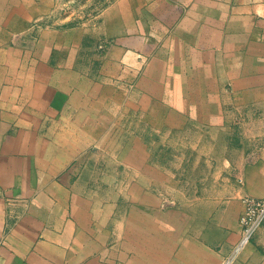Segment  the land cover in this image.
<instances>
[{"label": "crops", "instance_id": "obj_1", "mask_svg": "<svg viewBox=\"0 0 264 264\" xmlns=\"http://www.w3.org/2000/svg\"><path fill=\"white\" fill-rule=\"evenodd\" d=\"M132 1L95 31L0 0V264H220L237 242L242 195H186L123 118L219 128L264 101V0ZM244 182L264 197V163ZM251 241L230 264H264Z\"/></svg>", "mask_w": 264, "mask_h": 264}, {"label": "rangeland", "instance_id": "obj_2", "mask_svg": "<svg viewBox=\"0 0 264 264\" xmlns=\"http://www.w3.org/2000/svg\"><path fill=\"white\" fill-rule=\"evenodd\" d=\"M133 4L132 0H55L50 18L64 20L63 25L111 30L116 21L130 22ZM243 100H233L234 111L227 124L219 128L190 121L171 126L165 123L163 113L153 109L158 108L157 103L151 102L155 104L151 109L142 100L139 112L125 113L123 120L138 124L134 131L146 144L150 162L171 172L183 193L226 199L247 195L243 193L245 173L250 166L264 163V101ZM131 101L129 98L124 105L130 108ZM252 186L261 188L255 181ZM173 199L162 201V205H174ZM252 238L251 248L264 258V219Z\"/></svg>", "mask_w": 264, "mask_h": 264}, {"label": "built area", "instance_id": "obj_3", "mask_svg": "<svg viewBox=\"0 0 264 264\" xmlns=\"http://www.w3.org/2000/svg\"><path fill=\"white\" fill-rule=\"evenodd\" d=\"M242 209L238 216L239 238L231 253L220 264H230L235 253L250 242L256 229L264 219V197L244 195L241 197Z\"/></svg>", "mask_w": 264, "mask_h": 264}]
</instances>
